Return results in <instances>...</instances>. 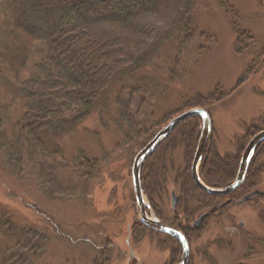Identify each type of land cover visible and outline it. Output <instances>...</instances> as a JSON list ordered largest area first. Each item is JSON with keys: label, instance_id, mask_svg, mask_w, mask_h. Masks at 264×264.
I'll return each mask as SVG.
<instances>
[{"label": "rangeland", "instance_id": "1", "mask_svg": "<svg viewBox=\"0 0 264 264\" xmlns=\"http://www.w3.org/2000/svg\"><path fill=\"white\" fill-rule=\"evenodd\" d=\"M14 4L15 0H0V148L10 140L4 131L12 129L22 111L17 84L33 72L37 47L41 48L29 39L33 47L29 44L23 55L26 62L19 66L17 61L12 72L11 52L20 49L15 48L20 41L13 32ZM163 4L154 9L146 3V10L127 26L100 28L104 46L90 55L106 62L98 68V95L91 100L88 116L79 117L83 103L69 98L74 92L62 95L66 105L50 111L59 117L46 122V144L34 149L38 155L25 159L29 148H20L13 137L8 150L0 153L1 264H178V241L141 220L132 167L138 152L171 119L196 109L181 110L186 100L207 99L215 88L220 92L216 99L200 107L209 114L212 127L205 149H214L221 159L212 165L225 184L217 189L235 180L243 151L264 130V0H164ZM121 109L135 130H128ZM174 111L168 122H161ZM150 130L153 134L148 137ZM178 136L159 151L165 171L160 174L159 163L152 201L143 191L148 216L159 214L185 234L187 264H264V199L256 196L236 203L249 191L264 193V143L255 149L247 180L233 191V202L194 229L191 223L218 209L226 196L214 197L213 205L200 209L194 196L182 194L177 177L185 167V150ZM48 146L50 152L45 154ZM232 159L237 164L229 173ZM171 190L180 195L173 211ZM188 211L194 217H188ZM135 224L147 233L134 245Z\"/></svg>", "mask_w": 264, "mask_h": 264}, {"label": "trees", "instance_id": "2", "mask_svg": "<svg viewBox=\"0 0 264 264\" xmlns=\"http://www.w3.org/2000/svg\"><path fill=\"white\" fill-rule=\"evenodd\" d=\"M163 1L164 0H15L13 6L15 15L12 22L14 31H12L17 41H20L19 46L15 48L20 49H15L11 52V58H13L11 60V65H13L11 66L12 72L14 71L17 61L20 63L19 66L23 64V62H26L23 55H26L28 52L27 47H29L31 42H28L29 39H34L36 42H39L41 48L37 47L39 48V59L36 61V64H34L35 67L33 72L30 73L27 79H21V84L20 81L17 84V86H21L19 92L21 98H23L21 106L22 111L18 116L15 115V117L17 116L16 123L12 129L4 131L3 135L10 137V140L7 145L4 144L3 147L0 148V153L8 150V146H11L10 143L13 137L20 148H29L28 154L26 153L27 155H25V159H28V156L31 155H38L39 153L34 149H40L46 144L43 132L46 130V122L53 117L50 111H55L54 109L58 108L56 105L59 106V109H62L63 105H66L65 100H67V98H62V95L74 92L76 94L75 96L70 94L68 96L72 99L75 98L74 101L81 100L83 103L82 107L78 109L79 112L77 111L79 117L84 118L88 116L90 111L87 109L90 106L91 100L98 95V84L101 79V73L98 72V68L100 69L106 62L103 57L99 62V59H93L92 55H90L92 50L104 46L103 42L105 40L98 31H100V28L104 25L109 24L127 26L130 21L136 18V15L146 10V3L150 8L152 7L155 9L157 7H164ZM235 25L236 24L233 23L234 29ZM18 31L20 33H18ZM22 40L25 41V44L24 41L22 44ZM31 47H33L32 44H30V48ZM100 54L103 55L104 53L100 52ZM249 69L246 71L247 74H249ZM100 71L104 72L102 68ZM31 77L32 79L29 80ZM68 80L73 81L72 86ZM29 82H37L38 84L35 87L32 83L33 88H31ZM52 82H55V84H52ZM54 91L57 92L61 98H55L56 95ZM218 93H220L219 90L215 88L208 96L209 98L203 99L197 97L188 99L180 108L184 110L207 107L209 99H216ZM174 113L175 111L171 112V114L163 118L161 122H168ZM120 115L122 121L127 123L128 130H135V124L132 123L131 117H129L125 110L123 111L121 109ZM57 117H59L58 114L54 115L53 119ZM161 122L159 121L158 125H161ZM200 125L201 123L198 117H191L178 125L166 141L179 134L178 141L181 142L185 150V167L182 172H178V184L180 185L182 194L194 196L199 203L198 207L202 209L207 206L208 201L211 199V195L196 188L190 173V163L198 143ZM156 127L157 126L152 127V129ZM254 129H256V127ZM152 134L153 131L150 130L148 137H151ZM0 136L2 135L0 134ZM164 143L149 157L142 167L141 179L145 182L144 184L143 181H141L143 186L142 189L145 196L150 201H152L150 198L151 192L155 193V191L151 190L154 188L152 183L153 176L155 178L157 166L159 163L163 162L161 155L159 157V151H161V147ZM34 145L36 146L33 147ZM49 146L45 150V154H49ZM13 156L14 155H12V157ZM219 159L220 157L214 149H207L206 147L199 166V176L204 184L209 187L220 188L225 186V184L223 185V183H220V178L216 177V174L212 170L213 162L215 163V161ZM228 162L231 164L229 173L230 171L232 173L236 168L237 161L236 159H232ZM164 171V166L161 163L160 174ZM227 177L229 179L230 174H228ZM162 178L164 177L162 176ZM228 179L226 182H228ZM147 183L148 185H146ZM214 197L216 196H212L213 200ZM185 214L188 217H194V212L192 211H188ZM29 230L36 231L34 228ZM145 233H147V231L143 226L139 224L133 225V235L131 236L132 243L134 245L138 244Z\"/></svg>", "mask_w": 264, "mask_h": 264}, {"label": "water", "instance_id": "3", "mask_svg": "<svg viewBox=\"0 0 264 264\" xmlns=\"http://www.w3.org/2000/svg\"><path fill=\"white\" fill-rule=\"evenodd\" d=\"M198 117L200 119V134L198 143L196 146V150L193 156L190 172H191V178L194 183V185L202 192L212 195V196H226L230 194L231 192L235 191L237 188H239L242 183L245 180L247 168L249 165V162L255 152V149L257 146L264 141V130L256 134L251 141L246 146L243 155L241 157L237 175L235 180L228 186L217 189L212 188L204 184V182L201 180L199 176V166L202 161L203 153L205 150L206 142L211 134L212 127H211V120L209 117V114L204 109L196 108L189 111H185L178 116L174 117L169 121V123L164 126L154 137L153 139L143 148L141 149L138 154L136 155L132 167V185H133V192L135 196L136 204L138 205L140 209V216L141 220L145 218L146 215V209H149V206L145 202L142 185H141V169L143 167V164L145 161L154 153L156 150L166 141V139L171 135V133L174 131V129L180 125L185 120L191 118V117ZM259 195L264 198V193L260 191L252 192L243 198H241L238 203H244L249 198ZM177 202V197L174 196L172 201V206L175 207ZM227 203H223L220 205V207L224 206ZM208 216L207 213L201 215L197 218L196 221H194L192 227L194 229H199L201 227L202 221ZM149 220V219H148ZM150 223H152L154 226L158 228L159 231L162 233H165L171 237H173L175 240H177L181 247H182V255L180 262L178 264H187L188 258H189V246L187 243V240L185 236L182 234V232L178 230H174L167 225L160 222L158 219L154 217L153 220H149Z\"/></svg>", "mask_w": 264, "mask_h": 264}, {"label": "flooded vegetation", "instance_id": "4", "mask_svg": "<svg viewBox=\"0 0 264 264\" xmlns=\"http://www.w3.org/2000/svg\"><path fill=\"white\" fill-rule=\"evenodd\" d=\"M263 131V130H262ZM261 132V131H260ZM259 133V132H258ZM257 133V134H258ZM262 143H264V141L262 142ZM262 143H260L259 145H261ZM258 145V146H259ZM257 146V147H258ZM262 146V145H261ZM261 148V147H260ZM244 152V151H243ZM256 152V151H255ZM255 152H254V154H255ZM195 153V152H194ZM253 154V156H252V158H251V160H250V162H249V165H248V168H247V172H246V176H245V180H244V182L242 183V185L246 182V180H247V177H248V171H249V168H250V165L252 164V161H253V158H254V155ZM153 155V154H152ZM243 155V154H242ZM194 156V155H193ZM149 159V158H148ZM147 159V160H148ZM202 159H203V157H202ZM146 160V161H147ZM241 160V159H240ZM239 163H240V161H239ZM192 164V163H191ZM190 168H191V165H190ZM191 173V172H190ZM178 183H179V181H178ZM142 185V184H141ZM241 185V186H242ZM240 186V187H241ZM255 191H259L258 189H255V190H253V191H249V192H247V194L246 195H248V194H250V193H252V192H255ZM235 192V191H234ZM234 192L233 193H230V194H228V195H226V197L224 198V201L222 202V203H220L219 205H218V209L216 208H213L212 210L213 211H210V212H204V213H202V214H200L198 217H200L201 215H203V214H205V213H207L208 214V216L202 221V224L204 223V221L205 220H207L210 216H211V214L213 213V212H216V210H223V209H225L227 206H229L232 202H233V200L235 199L234 197H231L233 194H234ZM245 194L241 197V198H243L244 196H246ZM174 196L175 197H177V202H176V205H175V207H173L172 206V201H173V198H174ZM256 196H258V197H261V198H263L262 196H259V195H255V196H253V197H251V198H249L247 201H249L250 199H252V198H254V197H256ZM216 197H219V196H216ZM221 197H224V196H221ZM210 200L208 201V204L207 205H213L212 204V195L210 196ZM241 198H239L238 200H236V203L237 204H240V203H238V201L241 199ZM264 199V198H263ZM179 201H180V195L177 193L176 194V190H171V192H170V207H171V211H173V210H175L176 209V207L178 206V204H179ZM246 201V202H247ZM223 203H227V204H225L224 206H222V207H220V205L221 204H223ZM245 203V202H244ZM242 204V203H241ZM212 207V206H211ZM211 207H209V208H211ZM141 217V216H140ZM197 217V218H198ZM155 218L156 219H158L160 222H162L163 224H165V225H167L168 227H170V228H172V229H174V230H176L177 228H175L173 225H171L168 221H166V219H164V217L162 218L159 214H158V216H156V214H155ZM197 218L194 220V221H196L197 220ZM142 219V218H141ZM153 220L154 219V217H149L148 216V214L146 213V215H145V218L142 220L143 221V224L145 225V226H147V227H149V228H151L152 227V225L150 224V223H148L149 222V220ZM146 221H148L147 223H146ZM170 222H172V221H170ZM202 224H201V227H202ZM192 225H193V223H191V227H192ZM173 226V227H172ZM238 226L239 227H243L244 226V223H242V222H239L238 223ZM154 228V227H153ZM152 228V229H153ZM157 228V227H156ZM235 233L236 232H238L237 231V229H235V228H231ZM154 230V229H153ZM178 230V229H177ZM178 231H180V230H178ZM181 232V231H180ZM182 234L185 236V234L182 232ZM185 238H186V236H185ZM187 240V239H186ZM175 243H176V240H175ZM187 243H188V241H187ZM176 245L178 246V254H180L181 253V255H182V247H181V245H180V243L178 242V244L176 243ZM188 246H189V244H188ZM181 248V249H180ZM133 251V250H132ZM132 255V254H131ZM179 257H180V255H179ZM179 257H177V259L176 260H179L178 258Z\"/></svg>", "mask_w": 264, "mask_h": 264}]
</instances>
